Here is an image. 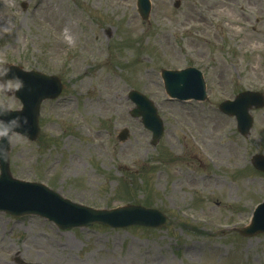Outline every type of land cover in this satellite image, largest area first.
<instances>
[{"label": "rangeland", "instance_id": "1", "mask_svg": "<svg viewBox=\"0 0 264 264\" xmlns=\"http://www.w3.org/2000/svg\"><path fill=\"white\" fill-rule=\"evenodd\" d=\"M150 1L144 22L136 0H0V60L63 85L41 104L39 139L9 143L12 178L95 209L134 204L169 219L160 229H59L0 212V264H264V235L236 231L264 200V174L250 164L264 154V108L251 110L248 137L218 111L243 90L264 94V0ZM188 67L202 72L203 102L164 92L160 71ZM131 89L157 107L155 147L130 115Z\"/></svg>", "mask_w": 264, "mask_h": 264}, {"label": "water", "instance_id": "2", "mask_svg": "<svg viewBox=\"0 0 264 264\" xmlns=\"http://www.w3.org/2000/svg\"><path fill=\"white\" fill-rule=\"evenodd\" d=\"M138 12L143 20H147L149 3L147 0H138ZM13 71L22 77L25 87L16 93L22 108L19 114L28 118L27 134L23 137L34 141L39 136L38 116L41 102L57 98L62 85L54 76H46L36 72H25L13 67ZM11 75V73L9 74ZM164 89L170 98L180 101L187 99L203 100L205 98V84L201 73L193 68L176 71H162ZM128 98L135 104L131 116L141 117L143 126L152 133L151 144L155 145L163 135V124L158 118L151 101L136 91H131ZM264 106V96L254 92L240 93L234 101L223 102L219 110L235 116L237 129L242 135H247L252 126V118L248 111L252 108ZM12 115H17L14 111ZM20 131H23L21 129ZM126 131L123 130L119 139L124 140ZM10 149L9 143L5 145ZM252 165L256 170L264 173V156L255 155ZM9 158L0 171V210L12 215L33 214L45 217L60 228L75 226H90L99 223L112 228L129 226H145L160 228L168 222L167 217L157 209H148L141 206H123L113 210H94L80 206L61 198L55 192L36 183H28L13 179L9 173ZM73 219L68 221V219ZM77 220V221H76ZM264 233V202L255 210L253 219L248 228L242 229L244 236H254Z\"/></svg>", "mask_w": 264, "mask_h": 264}, {"label": "clouds", "instance_id": "3", "mask_svg": "<svg viewBox=\"0 0 264 264\" xmlns=\"http://www.w3.org/2000/svg\"><path fill=\"white\" fill-rule=\"evenodd\" d=\"M15 66L0 60V171L9 158L6 143L27 134L28 118L19 114L20 106L11 103L8 99L16 97V93L25 87L22 77L13 71ZM24 70L21 68V71ZM10 73L11 75H9ZM14 111L17 115H12ZM21 129L23 131H20Z\"/></svg>", "mask_w": 264, "mask_h": 264}, {"label": "bare ground", "instance_id": "4", "mask_svg": "<svg viewBox=\"0 0 264 264\" xmlns=\"http://www.w3.org/2000/svg\"><path fill=\"white\" fill-rule=\"evenodd\" d=\"M106 82V81H105ZM112 83L111 82H109L108 84H107V86H110ZM108 103H110V104H112V103H119V100H116V99H114V98H110V99H108ZM19 256V255H18ZM20 258H21V256H19Z\"/></svg>", "mask_w": 264, "mask_h": 264}]
</instances>
